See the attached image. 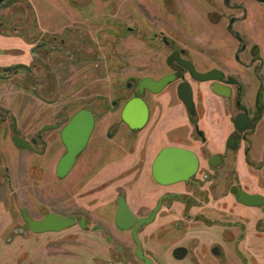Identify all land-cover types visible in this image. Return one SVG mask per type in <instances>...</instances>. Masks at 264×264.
Wrapping results in <instances>:
<instances>
[{"label":"flooded vegetation","instance_id":"1","mask_svg":"<svg viewBox=\"0 0 264 264\" xmlns=\"http://www.w3.org/2000/svg\"><path fill=\"white\" fill-rule=\"evenodd\" d=\"M33 1L0 0V89L13 97L0 106L1 124L37 160L50 163L62 145L57 176L61 159L87 138L59 176L68 181L64 210L36 218L21 208L27 229H14L16 236L65 232L68 243L81 241L65 254L69 264L74 255L86 264H264V205L247 204L264 197V29H251L264 27V2L157 0L165 15L152 29L150 0H42L47 25ZM137 41L143 75L129 67ZM193 70L218 78L201 81ZM162 80L161 91L151 88ZM184 83L194 110L180 97ZM139 100L146 109L127 110ZM78 116L83 123L72 129ZM168 147L193 152L195 174L159 182L153 164ZM50 214L74 224L37 233L25 217Z\"/></svg>","mask_w":264,"mask_h":264},{"label":"rangeland","instance_id":"2","mask_svg":"<svg viewBox=\"0 0 264 264\" xmlns=\"http://www.w3.org/2000/svg\"><path fill=\"white\" fill-rule=\"evenodd\" d=\"M158 1L150 0V3L152 2L154 4L153 8L150 7L153 21L152 29H160L154 28L155 24H157V16L165 15V13L160 14L162 6L161 2ZM32 5H34L36 10H39L38 13L40 17L46 19L44 21L40 19L41 23L43 25L50 23V18L48 17L51 15V10L48 2L34 0ZM137 10L139 11L138 8ZM210 11L209 8H202L200 14L205 16L207 12L206 16L208 17L210 16ZM195 15V10H191L189 14L190 18H194ZM208 18L211 22L210 17ZM198 29L200 28L198 27ZM251 29H264V27L255 28V26H253ZM203 31H208V29L202 28L199 30L200 33ZM204 38L207 39V36L201 34L200 41ZM132 53L134 54L132 55ZM144 53L145 48L137 41L135 49L129 50L128 55V57L133 58V65L129 66V64L124 62L126 66L125 70L129 66L133 71L135 70L134 73L136 75L141 74L143 69L141 63H143L142 58ZM212 53L213 55H217V51H213ZM126 54L128 53L126 52ZM125 58L127 57L125 56ZM125 70L123 72H125ZM141 75H143V73ZM2 93L3 91L0 89V106L11 102L10 99L13 98L12 96L2 97ZM30 98L33 104L32 96H30ZM32 104H29V110L33 109ZM28 117L31 118L30 115H28ZM1 118L2 115L0 114V174H4L6 168L9 169V171L7 172L8 179L3 184H0V264H69L65 254H67L68 250H77L81 243L80 240L68 243L65 232L47 234V236L28 235L29 237H18L14 231L16 228L27 229L24 221L21 219V208L27 209V211L36 218H40V214L50 211V209L59 211L64 210L68 181L60 178L55 173L59 157L63 153V146L61 145L58 154L55 155L56 157L50 163L48 162L49 164L46 161L37 160L32 152L28 150H19L14 145L12 142L11 127L7 123L1 124ZM21 127H24L23 130L25 133L33 130L31 121L27 124L24 123ZM184 132L185 131H181V133ZM41 165L45 166V168ZM43 168L44 170H42ZM45 170H47V172ZM0 182H2V179ZM19 197L21 200H19ZM76 253L78 252L76 251ZM51 254L55 257H53V259H48L47 255ZM91 255H93V253H91ZM104 258L109 259L108 256ZM91 259L93 261L92 256L89 260ZM71 261L72 264H86V261H79L77 255H74Z\"/></svg>","mask_w":264,"mask_h":264},{"label":"water","instance_id":"3","mask_svg":"<svg viewBox=\"0 0 264 264\" xmlns=\"http://www.w3.org/2000/svg\"><path fill=\"white\" fill-rule=\"evenodd\" d=\"M259 1L264 2V0H259ZM187 66H190V65H187ZM193 73L196 75L197 79L201 81H208V80H213L215 78H218V77L212 76L213 75L212 73L202 74L194 70H193ZM167 83H168L167 80H162L161 82L154 83V84L152 83L151 88L153 86L154 87L157 86L158 89L156 92H159L161 91L163 87L167 85ZM146 86H149V85L144 80L141 84V91H143V88H145ZM180 97L191 110H194L192 90H191V86L188 83H184L183 86H181ZM139 106L144 107L146 109V106L143 103V101L139 100V104L137 102L130 103L127 107V110L138 109ZM127 110L124 114V119L130 122L126 114ZM81 117L82 116H78L73 121L72 126H71L72 129H77L78 125L80 123H83L84 118H81ZM146 121H147V112H146V115L143 116L139 121L141 125H139L136 128L143 127L144 126L143 124H145ZM93 122L94 120H92L91 118L90 119L91 126L89 129L92 128ZM16 131H17V128L15 127L14 132L17 135ZM66 133H67V130L63 132V140L65 142H66V135H67ZM82 137H83V141H80L79 144H77L72 149H70V152L67 155H65L59 162L58 167H57V172L60 177L66 176V174H68V172L74 166L76 159H77V155L81 152L82 148L84 147L86 143L87 135L82 136ZM14 141H15V144L19 147L32 148L31 144H29L27 141L19 137H15ZM198 168H199V160H198V157L193 152L180 149V148H173V147H168V148H165L163 151H161V153L156 158L153 164V172H154L155 178L159 182L161 183L164 182L165 184L175 183L178 181L188 179L190 176L195 174ZM179 171H183V174L178 175ZM248 199H249L247 203L248 205H254V206L264 205V197L262 196H257V197L248 198ZM25 217L28 221L30 228L37 233H43V232H48V231L59 232L74 224L73 219L61 217L55 214L48 215L42 221L32 220L28 218L26 215Z\"/></svg>","mask_w":264,"mask_h":264}]
</instances>
